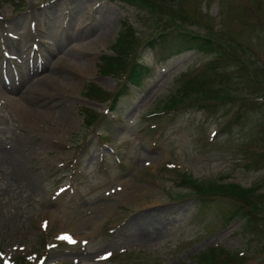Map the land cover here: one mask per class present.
<instances>
[{
  "label": "rangeland",
  "instance_id": "374dc122",
  "mask_svg": "<svg viewBox=\"0 0 264 264\" xmlns=\"http://www.w3.org/2000/svg\"><path fill=\"white\" fill-rule=\"evenodd\" d=\"M61 1L0 0V78L9 73L24 81L23 74L30 72L28 82L16 83V91L9 93L18 103L0 101V264H13L18 255L28 256L31 264H203L195 255L214 244L244 251L247 258L238 264H264V235L254 237L244 219L225 222L222 217L232 206L229 198L198 197L182 184L188 170L204 180L224 175L245 185H264V162L246 166L248 157L264 150V0L251 2L256 17L246 0L177 1V19L188 21V31L233 41L229 58L213 64L219 67H213L219 76L214 91L226 101L203 100L211 93L201 88L202 81L216 73L207 66L209 54L189 50L162 59L159 48L143 47L138 57L151 70L140 86L129 84L111 113H103L96 128L106 131L105 137L85 125L82 105L107 109L86 97V85L94 80L109 91L123 85L124 78L101 72L100 56L112 53L123 20L136 28L142 42L156 31V23L129 0H88L73 13V27L77 38L94 40L84 57L90 71L80 75L69 63L60 66L56 75L53 71L54 84L43 82L42 90L30 91L32 98L20 103L30 83L46 74L41 66L48 48L57 50L54 63L76 44L52 32L72 15L64 6L54 9ZM99 7L113 12L111 30L102 26ZM19 17L25 19L13 24ZM35 28L42 39L20 51L17 40L9 39V32L25 39ZM193 74L199 78L189 81V89ZM68 89L67 97L53 95ZM237 97L258 101L224 127L239 107ZM43 99L60 101L43 107ZM172 99L189 104L167 111ZM29 108L53 113L36 119ZM65 236L71 239H61Z\"/></svg>",
  "mask_w": 264,
  "mask_h": 264
},
{
  "label": "trees",
  "instance_id": "16d2710c",
  "mask_svg": "<svg viewBox=\"0 0 264 264\" xmlns=\"http://www.w3.org/2000/svg\"><path fill=\"white\" fill-rule=\"evenodd\" d=\"M138 4H142L144 8L148 11L152 12L155 16H157L158 21L161 23L160 36L163 37L165 43L171 44L178 49L180 46L188 45L194 46L198 48H203L206 43H211L209 39H204L199 35L192 34L191 32H187L184 27V23L180 22L177 18L180 16L175 13V9L173 5L178 0H133ZM161 2L163 7H159L158 3ZM172 6V8H171ZM185 20V18H184ZM132 32H128L127 34L121 33V36L117 40V50L115 51L116 55L106 57L105 61L107 62V70L106 71H115L120 72L124 70H128L130 72L129 76L135 82H139L140 73H136L137 69V59H134L132 63L126 65V60L129 56V51L127 50L133 48L136 44V38L134 35H129ZM174 34V39L176 43L169 40V36ZM151 42V41H150ZM163 43V42H162ZM212 49H217V46L212 42ZM127 71V72H128ZM188 92L186 90L184 93ZM173 104L172 107H177L179 102L176 99H172L169 105ZM194 182V183H193ZM192 180L190 183L193 185L195 189L201 195H212V194H230L234 197L241 198L245 202L242 207L238 208V212L235 211V215H238L241 218H245V223L248 224L252 228L260 227L261 224L258 223L259 219L257 216L259 215V211L264 208L261 201H251L248 198L250 196L251 190H246L239 187L238 184H220L218 183H210V184H202ZM260 233L263 234V231L260 230ZM213 252V250H212ZM229 257L230 255L227 254ZM230 262V261H229ZM214 264V263H213ZM228 264V263H225Z\"/></svg>",
  "mask_w": 264,
  "mask_h": 264
},
{
  "label": "bare ground",
  "instance_id": "6f19581e",
  "mask_svg": "<svg viewBox=\"0 0 264 264\" xmlns=\"http://www.w3.org/2000/svg\"><path fill=\"white\" fill-rule=\"evenodd\" d=\"M88 2H89L88 0H72V1H70V0H63V1H61V3L59 5H56V6L54 5V9L55 10H58V8H59V10H61L62 6H66V8L69 10V13L70 14L72 13V18L68 22V25L69 26L66 27V28H64V29L62 28V30L59 27L60 26L59 23L57 25L59 28L57 29V27H56V25H55L54 22L52 23L51 28L53 29V28L56 27L55 28V31H54L55 33H58V32L61 31L59 33V35L61 37H63L65 39V41H68V40H72V42L76 41V44L73 43L74 44L73 47H71L69 50L66 51V55L67 56L60 57L58 59V61H56L54 63H52V56H54L56 54V51L57 50L55 48H51L49 50L48 57H46V61L44 59V62L42 63V66H41V67H43V70L47 69L48 72L46 74L42 75L41 77H38L35 82L30 83V85L26 89V92L23 95H21L20 103H23V101H25V98L26 99H29V98L31 99L32 98V95H29V92L30 91H36V92H38V91L42 90L41 84L43 82L44 83H50L48 85H51V83L54 84L56 78L53 75V71H54V73L56 75L57 69L60 66H63L65 64H68L69 63V65L72 66L73 70L75 72L79 73L80 75L81 74H86V73H88V71H90V69H91L90 60H89V58H84V57H85V51L87 53V56L89 55L88 52H87V49L89 47H87V45L88 46H91L93 44L94 40L93 39H90L89 41L88 40H85L84 41V40H82L80 38H77L75 35H73L74 29H73V27H71L72 24H75V20H73V19H75L76 16H74L73 13H76L78 11V9H80L82 6H86L88 4ZM90 8H91V6H90ZM54 9L52 10V13H54L53 12ZM95 11L98 13V15L102 14V18H101V15H100V20L103 21L102 22V26L104 27L105 24H107V26L110 27V30H111V26H112L111 21L113 20V12L111 11V9L110 8H107V7H99ZM50 13H51L50 7H49V11L45 10V11L42 12V14L44 15V17L48 16ZM32 14L33 15H36L37 12L36 11H33ZM22 19H25V18L24 17L16 18V19H14L12 21V23L13 24H19V23L22 22ZM59 20L60 19H57L56 21H59ZM65 22H66V20H65ZM110 30H108L107 32H109ZM30 33H31V31H28L26 33L25 42H19V44H18L19 51L22 50L23 48H26L27 45H28V43L33 42V41L36 40V38H37L36 35L34 37L30 38ZM50 33H51V31H50ZM50 33L49 32H46V34H50ZM51 35L52 34H50V36ZM25 45H26V47H24ZM89 49H93V48H89ZM80 51H82V52L80 53ZM14 54H17V53H14ZM69 57L75 58L77 60L75 62L74 61L72 62L71 59H69ZM38 69H39L38 67L35 68L34 69V73L37 72V71H39ZM51 72H52L53 77L51 76ZM23 76L24 77L27 76V78H25L24 81H23V83H22L23 85H25V82L27 83L28 80H29V78H30V72L28 73V75H26L24 73ZM65 84H66V86H71V82H69V81H66ZM0 89H1L0 90V101H2V100L9 101L10 100L9 103H11V102L18 103L17 100H14V96L11 95V94H9L11 92V90L7 89V91H6L5 90L6 88L5 89L0 88ZM16 89L17 88L15 86H13V90L16 91ZM71 93L72 92H71L70 89H68V91H63L64 96H69ZM53 95L55 97H57V96H60V93H58V95L57 94H53ZM37 98H39V96ZM55 100H56L55 102H53L52 100H50L52 102V104H49L48 103V100L43 99V102H42V105L41 106H43V107H51V106L53 107V106H56L54 104L58 103L60 101V99H55ZM26 107H27V103L24 104V109H26ZM27 112L28 113L29 112L36 113V115L34 116V118H36V119H40L43 116H48L49 117L53 113L51 111V109H40V110L36 109V111H35L32 108H29V110ZM71 227H73V226H71Z\"/></svg>",
  "mask_w": 264,
  "mask_h": 264
},
{
  "label": "snow or ice",
  "instance_id": "6c2138e0",
  "mask_svg": "<svg viewBox=\"0 0 264 264\" xmlns=\"http://www.w3.org/2000/svg\"><path fill=\"white\" fill-rule=\"evenodd\" d=\"M61 239H71L70 237H68V236H65V237H61ZM73 243H75L76 241H72Z\"/></svg>",
  "mask_w": 264,
  "mask_h": 264
}]
</instances>
